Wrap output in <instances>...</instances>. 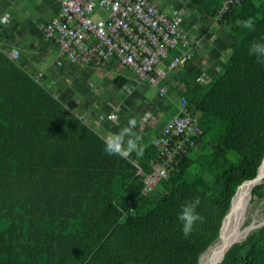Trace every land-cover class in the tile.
<instances>
[{
	"label": "trees",
	"instance_id": "1",
	"mask_svg": "<svg viewBox=\"0 0 264 264\" xmlns=\"http://www.w3.org/2000/svg\"><path fill=\"white\" fill-rule=\"evenodd\" d=\"M224 1L194 0L207 18ZM249 17L255 31L242 28ZM219 23L234 39L221 71L204 83L189 61L182 78L203 134L150 191L154 145L105 154L104 138L0 51V264H199L264 160V64L248 55L264 35V0H241ZM251 193L264 200V179ZM194 197L205 222L185 239L176 214ZM225 253L219 264H264V227Z\"/></svg>",
	"mask_w": 264,
	"mask_h": 264
},
{
	"label": "crops",
	"instance_id": "2",
	"mask_svg": "<svg viewBox=\"0 0 264 264\" xmlns=\"http://www.w3.org/2000/svg\"><path fill=\"white\" fill-rule=\"evenodd\" d=\"M151 1L161 11L178 13L191 44V62L201 70L204 82H210L230 54L234 39L227 27L205 17L194 0ZM58 11L56 0H0V17L9 15L8 22L0 24V51L10 57L16 50L14 61L19 67L104 139L136 118L133 132L141 136L144 152L177 112L185 90L184 68L168 73L169 93L161 97L158 88L140 80L115 58L95 59L85 65L61 58L56 45L45 36L46 25Z\"/></svg>",
	"mask_w": 264,
	"mask_h": 264
},
{
	"label": "built area",
	"instance_id": "3",
	"mask_svg": "<svg viewBox=\"0 0 264 264\" xmlns=\"http://www.w3.org/2000/svg\"><path fill=\"white\" fill-rule=\"evenodd\" d=\"M56 1L59 11L46 25L45 36L56 45L61 58L79 65L115 58L140 80L158 88L161 97L169 93L168 73L184 68L193 59L178 13L161 11L151 0ZM240 1L225 0L213 18L215 23ZM10 54L11 59L18 55L16 50ZM200 81L204 82L202 76ZM202 134L200 117L192 113L187 99L181 96L176 114L153 140L159 161L146 175L145 191L167 178Z\"/></svg>",
	"mask_w": 264,
	"mask_h": 264
},
{
	"label": "clouds",
	"instance_id": "4",
	"mask_svg": "<svg viewBox=\"0 0 264 264\" xmlns=\"http://www.w3.org/2000/svg\"><path fill=\"white\" fill-rule=\"evenodd\" d=\"M9 19L8 13L0 17V24L7 23ZM242 28L248 31H255L256 21L249 17L241 22ZM248 55L255 58L258 64H264V35L257 40L252 41L248 46ZM115 120V116H111ZM137 125L136 118L128 120V126L120 129L119 132L111 133L104 139L103 151L109 156L127 157L131 152L136 151L137 156L142 155L143 147L141 145V136L133 132ZM201 201L199 197H194L180 203L176 221L179 224L180 233L187 239L193 233L197 224L205 222V217L200 214L198 208ZM123 222V221H121Z\"/></svg>",
	"mask_w": 264,
	"mask_h": 264
},
{
	"label": "bare ground",
	"instance_id": "5",
	"mask_svg": "<svg viewBox=\"0 0 264 264\" xmlns=\"http://www.w3.org/2000/svg\"><path fill=\"white\" fill-rule=\"evenodd\" d=\"M258 172L260 178L264 176V170L262 166ZM252 188V183H245L241 186L240 194L238 195L236 201L234 200V202L232 203L228 222L223 229L221 239L219 240L218 244L212 246L208 250V252H206L201 257L199 264H219L222 255L226 252V248H228V245L240 238H243V236L246 235V233L248 232V225L246 226V221L248 210L251 206L250 195ZM250 224L256 225L257 223L255 220H253Z\"/></svg>",
	"mask_w": 264,
	"mask_h": 264
},
{
	"label": "water",
	"instance_id": "6",
	"mask_svg": "<svg viewBox=\"0 0 264 264\" xmlns=\"http://www.w3.org/2000/svg\"><path fill=\"white\" fill-rule=\"evenodd\" d=\"M263 162H264V160H263ZM263 162H262V164H263ZM262 164H261V166H262ZM261 166H260V168H261ZM260 168H259V169H260ZM258 171H259V170H258ZM258 173H259V172H258ZM263 179H264V176H262V177L260 178V176L257 174V177H255V178L252 179V180H249V181L244 182L242 185H244L245 183H252V184H253V188H254L257 184H260V183L262 182ZM242 185H241V186H242ZM241 186H239V187L236 189V191H235V195H234V197L232 198V201H231V204H230L229 210H228V212H227V214H226V216H225V218H224V221H223V224H222V227H221V231H220V235H219V238H218L216 244H218L219 240H220L221 237H222V233H223V228H224L225 220H226V218H227L228 215H229L230 209H231V207H232L233 200H234V198H235V196H236V194H237V192H238V190L240 189ZM253 188H252V190H253ZM251 198H252V193H251ZM261 227H264V222H262V223H260V224H256V225L250 224V225L247 227L248 232L246 233V235L243 236V238L238 239V240H236V241L230 243V244L228 245V248H226V252H227V251H228L233 245H235L236 243L241 242V241H244V240L248 237V235H249V233H250L251 231L256 230V229H258V228H261ZM209 249H210V248H209ZM209 249H208V250H209ZM208 250H207L206 252H208ZM206 252H205V253H206ZM205 253H204V254H205ZM204 254H203V255H204ZM203 255H202V256H203ZM199 263H200V262H199Z\"/></svg>",
	"mask_w": 264,
	"mask_h": 264
},
{
	"label": "rangeland",
	"instance_id": "7",
	"mask_svg": "<svg viewBox=\"0 0 264 264\" xmlns=\"http://www.w3.org/2000/svg\"><path fill=\"white\" fill-rule=\"evenodd\" d=\"M94 18L96 19V17H94ZM253 220H255L257 224L264 222V200L260 203L251 202V206L248 210L246 224L252 223ZM214 245H212V246H214ZM211 247H209V248H211ZM200 260H201V258H200ZM200 260H199V262H200Z\"/></svg>",
	"mask_w": 264,
	"mask_h": 264
}]
</instances>
